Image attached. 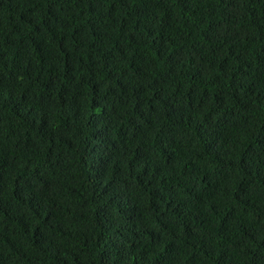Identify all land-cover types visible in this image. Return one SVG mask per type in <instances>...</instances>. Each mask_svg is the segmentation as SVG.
I'll list each match as a JSON object with an SVG mask.
<instances>
[{
	"label": "trees",
	"instance_id": "1",
	"mask_svg": "<svg viewBox=\"0 0 264 264\" xmlns=\"http://www.w3.org/2000/svg\"><path fill=\"white\" fill-rule=\"evenodd\" d=\"M0 264H264V0H0Z\"/></svg>",
	"mask_w": 264,
	"mask_h": 264
}]
</instances>
